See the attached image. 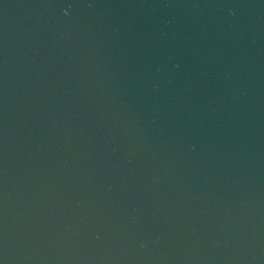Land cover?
<instances>
[{
    "label": "water",
    "instance_id": "95a60500",
    "mask_svg": "<svg viewBox=\"0 0 264 264\" xmlns=\"http://www.w3.org/2000/svg\"><path fill=\"white\" fill-rule=\"evenodd\" d=\"M242 102L264 143V0H199Z\"/></svg>",
    "mask_w": 264,
    "mask_h": 264
}]
</instances>
